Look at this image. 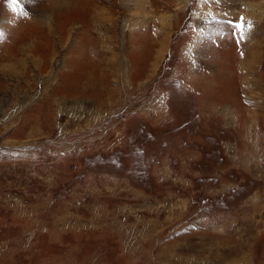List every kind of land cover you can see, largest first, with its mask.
<instances>
[{
    "label": "rangeland",
    "instance_id": "rangeland-1",
    "mask_svg": "<svg viewBox=\"0 0 264 264\" xmlns=\"http://www.w3.org/2000/svg\"><path fill=\"white\" fill-rule=\"evenodd\" d=\"M140 1L0 0V264H264V0Z\"/></svg>",
    "mask_w": 264,
    "mask_h": 264
},
{
    "label": "snow or ice",
    "instance_id": "snow-or-ice-1",
    "mask_svg": "<svg viewBox=\"0 0 264 264\" xmlns=\"http://www.w3.org/2000/svg\"><path fill=\"white\" fill-rule=\"evenodd\" d=\"M10 2L15 4V3H18V0H10ZM239 27L242 29L244 27V25L240 24Z\"/></svg>",
    "mask_w": 264,
    "mask_h": 264
},
{
    "label": "bare ground",
    "instance_id": "bare-ground-1",
    "mask_svg": "<svg viewBox=\"0 0 264 264\" xmlns=\"http://www.w3.org/2000/svg\"><path fill=\"white\" fill-rule=\"evenodd\" d=\"M139 2H141V1L139 0Z\"/></svg>",
    "mask_w": 264,
    "mask_h": 264
}]
</instances>
